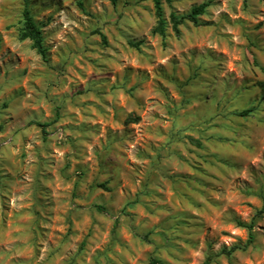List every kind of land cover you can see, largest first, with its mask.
Here are the masks:
<instances>
[{
	"label": "rangeland",
	"instance_id": "obj_1",
	"mask_svg": "<svg viewBox=\"0 0 264 264\" xmlns=\"http://www.w3.org/2000/svg\"><path fill=\"white\" fill-rule=\"evenodd\" d=\"M161 4L0 0V264H264V0Z\"/></svg>",
	"mask_w": 264,
	"mask_h": 264
},
{
	"label": "trees",
	"instance_id": "obj_2",
	"mask_svg": "<svg viewBox=\"0 0 264 264\" xmlns=\"http://www.w3.org/2000/svg\"><path fill=\"white\" fill-rule=\"evenodd\" d=\"M112 3H117L118 0H110ZM171 1V0H167ZM155 7L157 10V16H158V25L156 26L155 30L163 32L164 29V16H163V8H162V0H154ZM206 7V3H201L197 6H194L191 10V13L189 14L190 18L194 22H198L197 15L204 12ZM23 18H24V26L21 33V38H29L32 40L33 46L37 49V51L45 58L47 55V49L43 43V36H42V30L40 26L35 21V18L31 12V9L27 5V0H25V5L23 7ZM171 22L173 24L174 29L178 30V24L180 22V19L175 15V13H170ZM140 117L138 115H130L127 118V121H137ZM47 123H44V126H46ZM99 210H105L104 205L97 204L96 205ZM264 212V204L263 206L258 210V213ZM239 225L245 226L249 230V237L248 240L243 244H235L232 245L229 249H224V252L228 255H231L235 250L237 249H245L247 246L253 241L255 234L253 231L254 223L253 221L246 223L243 221H238ZM153 264H160V261L157 259H154L152 261ZM207 264V262L205 263Z\"/></svg>",
	"mask_w": 264,
	"mask_h": 264
}]
</instances>
